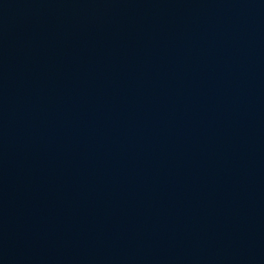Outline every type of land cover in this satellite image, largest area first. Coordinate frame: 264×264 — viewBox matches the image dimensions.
<instances>
[{"label": "water", "instance_id": "1", "mask_svg": "<svg viewBox=\"0 0 264 264\" xmlns=\"http://www.w3.org/2000/svg\"><path fill=\"white\" fill-rule=\"evenodd\" d=\"M0 264H264V0L0 125Z\"/></svg>", "mask_w": 264, "mask_h": 264}]
</instances>
